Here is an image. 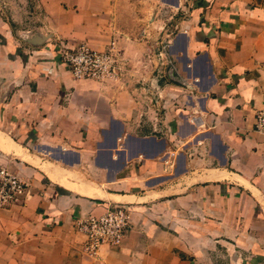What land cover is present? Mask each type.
<instances>
[{"label": "crops", "instance_id": "0c3cea01", "mask_svg": "<svg viewBox=\"0 0 264 264\" xmlns=\"http://www.w3.org/2000/svg\"><path fill=\"white\" fill-rule=\"evenodd\" d=\"M143 1L27 0L52 41L113 42L117 79L14 47L0 13V166L28 184L0 209V264H264V0H162L179 30L155 50ZM118 205L122 243L87 255L77 220Z\"/></svg>", "mask_w": 264, "mask_h": 264}, {"label": "built area", "instance_id": "2783aa9c", "mask_svg": "<svg viewBox=\"0 0 264 264\" xmlns=\"http://www.w3.org/2000/svg\"><path fill=\"white\" fill-rule=\"evenodd\" d=\"M61 60L70 67L76 78L114 79L121 76L119 51L112 42L108 49L95 51L85 45L62 47ZM159 61L166 58L163 50L157 51ZM255 131L264 134V104L256 110ZM28 184L8 168L0 166V209L19 203ZM131 224V214L124 206L109 207L102 215L79 218L77 230L85 237L84 252L95 257L101 247L119 246Z\"/></svg>", "mask_w": 264, "mask_h": 264}, {"label": "rangeland", "instance_id": "374dc122", "mask_svg": "<svg viewBox=\"0 0 264 264\" xmlns=\"http://www.w3.org/2000/svg\"><path fill=\"white\" fill-rule=\"evenodd\" d=\"M141 3L143 6L147 5V3L143 0ZM149 4L148 11L153 14L154 21L148 24H143V27L140 31L142 33L145 31L148 32V35L151 37L154 48L153 50H155L158 43H160L159 46L161 45L162 36L165 35L167 31L171 35V33L178 31L179 28L177 25H169L168 21L176 18L175 15L177 13L170 8L163 9L162 0H153L152 5ZM2 12L8 21V34H10V31L13 32L12 35L10 34V43L14 47L32 51L38 48L47 50L53 45L56 52L57 48L61 50L63 49L62 47L68 45L65 42L62 44V41L60 40L52 41V39L49 38V35H51L53 32V29L50 27V25L42 22L37 17V15H34V11L29 7L27 0L26 4L25 0H0V13ZM39 34H43L46 38L44 40L38 41L37 36ZM169 39L170 38L168 37L166 38V40ZM2 42V39H0V44H2ZM208 252V255L213 256L218 260V262H221L222 264H228L226 262L231 256V249H228L227 246H219L217 249L211 250V253L209 250Z\"/></svg>", "mask_w": 264, "mask_h": 264}, {"label": "water", "instance_id": "95a60500", "mask_svg": "<svg viewBox=\"0 0 264 264\" xmlns=\"http://www.w3.org/2000/svg\"><path fill=\"white\" fill-rule=\"evenodd\" d=\"M46 37L45 36H41V37H37L38 41L44 40Z\"/></svg>", "mask_w": 264, "mask_h": 264}, {"label": "bare ground", "instance_id": "6f19581e", "mask_svg": "<svg viewBox=\"0 0 264 264\" xmlns=\"http://www.w3.org/2000/svg\"><path fill=\"white\" fill-rule=\"evenodd\" d=\"M8 141H9V140H8ZM10 142H11V141H10ZM5 143H6V141H5ZM8 143H9V142H8ZM13 144H14V143H13ZM14 145H15V144H14ZM15 146H16V145H15ZM15 146H14V147H15ZM15 149H16V148H15ZM18 149H19V148H18ZM17 151H18V150H17Z\"/></svg>", "mask_w": 264, "mask_h": 264}]
</instances>
